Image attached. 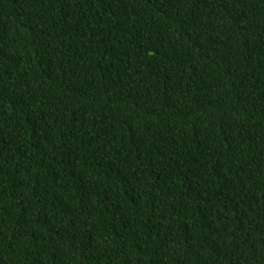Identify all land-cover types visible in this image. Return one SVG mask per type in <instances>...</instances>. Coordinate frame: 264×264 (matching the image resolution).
<instances>
[{"label": "trees", "instance_id": "16d2710c", "mask_svg": "<svg viewBox=\"0 0 264 264\" xmlns=\"http://www.w3.org/2000/svg\"><path fill=\"white\" fill-rule=\"evenodd\" d=\"M0 264H264V0H0Z\"/></svg>", "mask_w": 264, "mask_h": 264}]
</instances>
